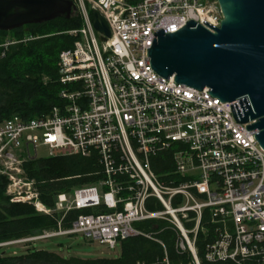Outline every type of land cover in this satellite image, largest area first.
<instances>
[{"label":"built area","instance_id":"obj_1","mask_svg":"<svg viewBox=\"0 0 264 264\" xmlns=\"http://www.w3.org/2000/svg\"><path fill=\"white\" fill-rule=\"evenodd\" d=\"M72 1L81 25L65 33L73 46L58 55L60 105L0 124V175L8 181L9 202L29 204L37 214L98 207L111 212L80 215L70 229L44 231L0 248L78 235L115 250L130 237L153 240L135 223L163 220L176 231V249L199 264L195 238L207 211L215 228L207 261L264 264V150L255 132L234 120L232 104L212 97L207 88L198 91L159 76L148 57L159 32L177 33L191 21L210 32L218 28L217 1ZM94 12L107 24L108 38L94 30ZM40 147L49 158L95 152L104 180L59 194L54 207H46L22 170L24 162L38 159ZM161 153H170L174 164L168 182L151 168V159ZM150 200L162 210H149ZM162 264H168L166 257Z\"/></svg>","mask_w":264,"mask_h":264},{"label":"trees","instance_id":"obj_2","mask_svg":"<svg viewBox=\"0 0 264 264\" xmlns=\"http://www.w3.org/2000/svg\"><path fill=\"white\" fill-rule=\"evenodd\" d=\"M80 25L79 17L72 14L68 20L58 18L41 25L0 32V38H9L8 42L14 43L6 48L0 44V124L12 116L34 118L47 113L53 106L60 105L58 93L61 86L56 65L58 55L73 46L74 39L65 33L78 29ZM150 163L160 180L168 182L174 178V164L170 153H161L152 158ZM22 170L25 177L34 182L39 200L48 208L54 207L57 195L70 194L76 188L97 185L104 180L95 152L88 157L33 159L24 162ZM181 181L177 180L178 183ZM7 184V179L0 175V244L35 237L44 231L70 229L80 215L111 212L105 207H98L72 210L65 215L37 214L29 204L10 203L5 194ZM146 207L149 210H162L156 200L146 202ZM133 226L141 233L152 234L153 240L143 236L122 240L118 245L119 254L115 258L64 257L58 252L34 247L10 253L2 247L0 264H162L165 257L168 264H195L189 253H180L176 249V231L168 222L154 220L138 222ZM199 227L195 238L199 264H234L230 261L206 260V247L215 240V228L209 224L207 211L203 212ZM201 228L206 231L202 232ZM245 264L252 263L247 261Z\"/></svg>","mask_w":264,"mask_h":264},{"label":"water","instance_id":"obj_3","mask_svg":"<svg viewBox=\"0 0 264 264\" xmlns=\"http://www.w3.org/2000/svg\"><path fill=\"white\" fill-rule=\"evenodd\" d=\"M216 1L222 15L218 28L210 32L191 21L177 33H157L148 50L150 65L165 79L207 88L232 104L234 120L248 124L264 150V0ZM76 11L72 0H0V32L68 20ZM92 17L94 30L108 38L103 18L97 12Z\"/></svg>","mask_w":264,"mask_h":264},{"label":"rangeland","instance_id":"obj_4","mask_svg":"<svg viewBox=\"0 0 264 264\" xmlns=\"http://www.w3.org/2000/svg\"><path fill=\"white\" fill-rule=\"evenodd\" d=\"M9 40V38L5 40L4 38H0L1 46H5L9 43ZM37 157L38 159L49 158L48 151L40 147L37 150ZM28 247L58 252L64 257L73 256L80 258H115L119 252L118 247L115 250H109L105 246H101L96 242H89L84 237L78 235L61 236L48 240L11 245L4 247L3 250H7L10 253H19L25 251Z\"/></svg>","mask_w":264,"mask_h":264},{"label":"crops","instance_id":"obj_5","mask_svg":"<svg viewBox=\"0 0 264 264\" xmlns=\"http://www.w3.org/2000/svg\"><path fill=\"white\" fill-rule=\"evenodd\" d=\"M118 254H119V252H118Z\"/></svg>","mask_w":264,"mask_h":264}]
</instances>
